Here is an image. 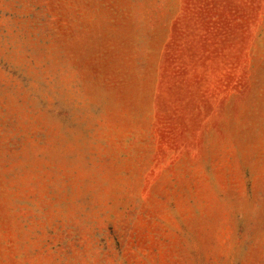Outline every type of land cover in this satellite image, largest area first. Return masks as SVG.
Instances as JSON below:
<instances>
[{
	"label": "rangeland",
	"instance_id": "rangeland-1",
	"mask_svg": "<svg viewBox=\"0 0 264 264\" xmlns=\"http://www.w3.org/2000/svg\"><path fill=\"white\" fill-rule=\"evenodd\" d=\"M0 264H264V0H0Z\"/></svg>",
	"mask_w": 264,
	"mask_h": 264
}]
</instances>
